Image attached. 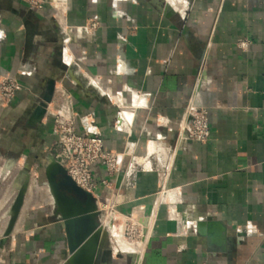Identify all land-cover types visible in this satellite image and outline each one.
<instances>
[{
	"label": "crops",
	"instance_id": "obj_1",
	"mask_svg": "<svg viewBox=\"0 0 264 264\" xmlns=\"http://www.w3.org/2000/svg\"><path fill=\"white\" fill-rule=\"evenodd\" d=\"M0 76L23 85L0 107V264H69L45 175L60 109L126 153L113 175L92 167L118 248L85 264H264V0H0ZM191 102L206 142L180 139ZM128 220L136 245L113 230Z\"/></svg>",
	"mask_w": 264,
	"mask_h": 264
},
{
	"label": "built area",
	"instance_id": "obj_2",
	"mask_svg": "<svg viewBox=\"0 0 264 264\" xmlns=\"http://www.w3.org/2000/svg\"><path fill=\"white\" fill-rule=\"evenodd\" d=\"M22 1L33 9H42L48 3V0ZM98 25V21H92L88 28L94 30ZM239 46L245 49L247 42L241 41ZM22 89L23 85L17 78L0 76V107H5ZM53 135L56 137V160L64 167L73 181L88 192H93L97 184L92 170L93 165L102 162L107 173L113 175L119 171L120 159L126 154L105 150L103 138L99 133H79L74 114L65 109H60L55 114ZM210 136L207 109L191 102L187 109L186 125L180 139L206 142ZM123 231L126 234L132 233L138 239L143 238L142 228L133 220H128L124 224Z\"/></svg>",
	"mask_w": 264,
	"mask_h": 264
},
{
	"label": "water",
	"instance_id": "obj_3",
	"mask_svg": "<svg viewBox=\"0 0 264 264\" xmlns=\"http://www.w3.org/2000/svg\"><path fill=\"white\" fill-rule=\"evenodd\" d=\"M45 175L66 232L70 254L68 262L85 264L87 260L92 259L94 252L108 241V229L102 225L100 219L102 212L92 193L79 187L55 157L48 158ZM29 183V179L23 182L14 199L3 241L12 233L16 225Z\"/></svg>",
	"mask_w": 264,
	"mask_h": 264
},
{
	"label": "rangeland",
	"instance_id": "obj_4",
	"mask_svg": "<svg viewBox=\"0 0 264 264\" xmlns=\"http://www.w3.org/2000/svg\"><path fill=\"white\" fill-rule=\"evenodd\" d=\"M113 223H114V225H115V222L113 221ZM113 223H112V225H113ZM119 223H121L120 221H116V228H114L113 227V230H115L116 232H121V231H123V230H121L120 229V224ZM106 225H107V223H106ZM108 226V225H107ZM109 227V226H108ZM123 234H124V237L130 242V243H132L133 245L134 244H137V243H139L140 241H141V239H138L137 237H135V236H133V234L132 233H130V234H126V232L125 231H123ZM109 240H108V245H110V246H113V247H117V244H116V241L114 240V238H113V236H112V230H111V232H110V234H109ZM129 242H124V244H126V245H130L129 244ZM118 248V247H117ZM120 249V248H119ZM124 249V248H123ZM125 253V252H124Z\"/></svg>",
	"mask_w": 264,
	"mask_h": 264
},
{
	"label": "bare ground",
	"instance_id": "obj_5",
	"mask_svg": "<svg viewBox=\"0 0 264 264\" xmlns=\"http://www.w3.org/2000/svg\"><path fill=\"white\" fill-rule=\"evenodd\" d=\"M120 234H121V239H122L124 242H129V241L124 237V235H123V231H121ZM118 241H120V240H118ZM120 242H121V241H120ZM140 242H142V241H140ZM129 243H130V242H129ZM135 245H136V244H135ZM139 245H140V244H139ZM140 247H141V246H139V249H140ZM134 248H136V247H134ZM134 248H133V249H134ZM139 249H138V251H139ZM136 251H137V250H136Z\"/></svg>",
	"mask_w": 264,
	"mask_h": 264
}]
</instances>
